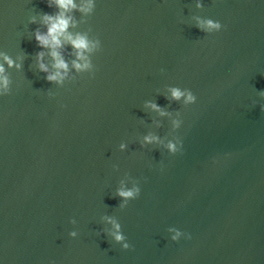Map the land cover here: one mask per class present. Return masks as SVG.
Here are the masks:
<instances>
[{
	"label": "water",
	"instance_id": "1",
	"mask_svg": "<svg viewBox=\"0 0 264 264\" xmlns=\"http://www.w3.org/2000/svg\"><path fill=\"white\" fill-rule=\"evenodd\" d=\"M85 2L68 33L95 47L80 60L65 39L49 82L36 34L61 10L0 0V264H264V0Z\"/></svg>",
	"mask_w": 264,
	"mask_h": 264
},
{
	"label": "clouds",
	"instance_id": "2",
	"mask_svg": "<svg viewBox=\"0 0 264 264\" xmlns=\"http://www.w3.org/2000/svg\"><path fill=\"white\" fill-rule=\"evenodd\" d=\"M56 6L61 10L56 16H45L44 22L48 28L47 34H41L37 32L36 34V40L39 43V45L42 48H48L50 49V55L54 59V67L56 69L55 75H49L47 77L49 82H55L58 80L63 79L62 73H66L68 70V65L64 61V59L61 56V53L58 51L61 47H63V41L66 39L71 45L77 50V56L80 60H86V57L84 55L85 51H91L95 45L90 44L89 40L86 36L77 35L76 37H73L71 34L68 33V29L70 27L71 23V17L67 15V13L76 10L77 5L75 3V0H54ZM95 7L94 0H86V2L81 6L78 10L89 14L93 11ZM198 8H203V4L199 3L197 4ZM197 27L203 32L214 34L222 31L223 25L220 22L213 21L212 19H204V18H198L197 21ZM40 58L42 60L43 53L40 54ZM5 61L9 64V66L13 65V61L5 56ZM74 67L77 70H81L82 68L86 69L89 67L88 63H85L83 66L78 63H74ZM41 71L47 72V67L41 63L40 65ZM4 68L2 65H0V83L3 84L4 88L7 89L8 87V79L6 76H4ZM171 96L174 100H181L184 99L185 104H195L197 102V97L193 94L191 90L184 89L181 90L180 88L173 87L170 89ZM262 95H264V92H262ZM150 107H152L154 110L159 111L160 109L156 104H151ZM264 110V108H262ZM176 127H180V122L177 121ZM156 138L152 136L145 137V140L147 143H152ZM123 148L124 146L121 145ZM183 148V144L180 141L179 147H177L176 143L170 142L168 144V150L172 155H176L177 153H180ZM141 194V188L140 187H134L129 190H125L123 188L118 190V195L123 198L125 201L127 200H135L139 198ZM123 207V205H122ZM71 223L75 224L76 221L73 220ZM115 227L117 228V231L112 233L115 241L117 243H121L122 247L125 251L129 250L131 248V245L128 242H125L126 237L122 235L119 232V224H116ZM170 232H174L175 234L171 236V240L174 242H178L182 236L185 234L179 231L178 229L172 228L169 229ZM78 233L76 231H72L70 233V236L72 238H76ZM188 239H191V236L188 235Z\"/></svg>",
	"mask_w": 264,
	"mask_h": 264
}]
</instances>
